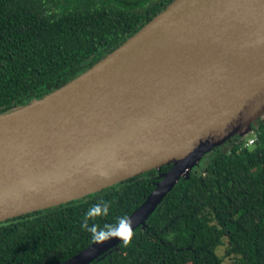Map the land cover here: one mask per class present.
<instances>
[{
  "label": "water",
  "instance_id": "obj_1",
  "mask_svg": "<svg viewBox=\"0 0 264 264\" xmlns=\"http://www.w3.org/2000/svg\"><path fill=\"white\" fill-rule=\"evenodd\" d=\"M264 116V0H173L88 70L0 114V221L163 165L145 226L203 156ZM122 239L59 264H91Z\"/></svg>",
  "mask_w": 264,
  "mask_h": 264
},
{
  "label": "trees",
  "instance_id": "obj_2",
  "mask_svg": "<svg viewBox=\"0 0 264 264\" xmlns=\"http://www.w3.org/2000/svg\"><path fill=\"white\" fill-rule=\"evenodd\" d=\"M173 0H0V114L76 78ZM256 140L235 135L205 154L131 240L91 264H264V116ZM163 165L98 192L0 221V264H59L94 240L80 224L99 200L100 226L129 216L156 187Z\"/></svg>",
  "mask_w": 264,
  "mask_h": 264
},
{
  "label": "clouds",
  "instance_id": "obj_3",
  "mask_svg": "<svg viewBox=\"0 0 264 264\" xmlns=\"http://www.w3.org/2000/svg\"><path fill=\"white\" fill-rule=\"evenodd\" d=\"M110 212V204L107 201L99 200L92 205L80 224L82 230L91 233L92 239L99 244H103L107 240L122 239L127 244L133 236V220L127 216H121L115 223L104 224L100 226L96 223H89L95 217L108 216Z\"/></svg>",
  "mask_w": 264,
  "mask_h": 264
},
{
  "label": "rangeland",
  "instance_id": "obj_4",
  "mask_svg": "<svg viewBox=\"0 0 264 264\" xmlns=\"http://www.w3.org/2000/svg\"><path fill=\"white\" fill-rule=\"evenodd\" d=\"M150 1L155 0H149V2ZM255 134V130L252 129V131L245 133L244 138L246 139V141H249L251 137L255 136ZM226 247V244L219 246L218 253L223 257L224 264H235V257L226 254Z\"/></svg>",
  "mask_w": 264,
  "mask_h": 264
},
{
  "label": "built area",
  "instance_id": "obj_5",
  "mask_svg": "<svg viewBox=\"0 0 264 264\" xmlns=\"http://www.w3.org/2000/svg\"><path fill=\"white\" fill-rule=\"evenodd\" d=\"M255 140H256V137L255 136L254 137H251L248 143L249 144H253L255 142Z\"/></svg>",
  "mask_w": 264,
  "mask_h": 264
}]
</instances>
